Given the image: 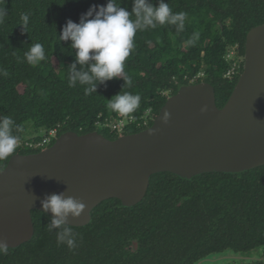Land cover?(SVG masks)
I'll return each mask as SVG.
<instances>
[{"label": "trees", "instance_id": "trees-1", "mask_svg": "<svg viewBox=\"0 0 264 264\" xmlns=\"http://www.w3.org/2000/svg\"><path fill=\"white\" fill-rule=\"evenodd\" d=\"M107 2L0 0L7 13L0 22V115L10 116L21 128L17 149L0 159V171L14 154L43 149L39 144L46 137L24 143L29 124L48 135L58 130L57 138L71 130L98 131L115 139L120 135L109 125L124 118L129 122L123 134L137 133L152 125L178 83H211L223 107L244 68L242 62L239 72L233 71L229 51L236 48L244 57L249 31L264 24V0H166L174 13L187 14L184 29L165 24L138 31L124 67L131 85L122 89L124 81L113 79L85 95L86 86L69 87L74 50L59 34L67 20L79 23L92 5ZM122 6L131 12L132 0H122ZM22 13L29 16L25 29ZM34 43L42 44L46 54L36 65L25 58ZM121 91L141 97L127 115L107 107L108 99ZM33 218L35 238L0 254V264H196L228 249L249 254L264 247V166L243 175L207 173L192 180L168 172L154 175L140 204L124 208L120 200L109 199L94 210L90 225L71 226L74 249L57 243L56 230L48 231V214L33 211Z\"/></svg>", "mask_w": 264, "mask_h": 264}, {"label": "water", "instance_id": "water-1", "mask_svg": "<svg viewBox=\"0 0 264 264\" xmlns=\"http://www.w3.org/2000/svg\"><path fill=\"white\" fill-rule=\"evenodd\" d=\"M243 64L223 107L211 83H178L152 125L140 132L111 139L98 131L69 130L39 152L14 154L0 171V241L12 249L31 242L33 211L46 213L41 201L54 193L87 205L81 218L68 220L70 226L82 228L93 222L94 210L106 200L118 199L124 208L140 204L154 175L168 172L192 180L264 166V24L249 31ZM260 260L255 251L228 249L196 264Z\"/></svg>", "mask_w": 264, "mask_h": 264}, {"label": "clouds", "instance_id": "clouds-1", "mask_svg": "<svg viewBox=\"0 0 264 264\" xmlns=\"http://www.w3.org/2000/svg\"><path fill=\"white\" fill-rule=\"evenodd\" d=\"M66 2V0H65ZM7 15L0 9V22ZM186 13H174L166 0H132V11L122 6L118 0H108L106 5H92L81 15L79 23L67 20L60 41L69 42L74 50V62L69 65L68 84L75 87L77 83L86 86L85 95L97 93L98 86L106 85L113 79H122L124 85H131V79L124 73L125 62L135 47L138 31L155 28L157 25H174L177 31L185 26ZM135 19H132V17ZM23 29L27 26L29 16L21 14ZM45 51L40 43H34L25 58L29 64L36 65L45 59ZM7 75V72H3ZM141 97L130 92H119L111 99L107 107L120 115L132 113L140 104ZM206 107L202 111H206ZM168 114L164 121L167 122ZM19 125L7 115H0V159H6L17 149L20 142ZM42 209L51 213L48 231L56 230L58 244H66L69 249L76 247L75 234L68 223L69 217L81 218L87 205L80 199L66 196L64 193L47 195L42 201ZM9 245L0 241V254L8 253Z\"/></svg>", "mask_w": 264, "mask_h": 264}, {"label": "rangeland", "instance_id": "rangeland-1", "mask_svg": "<svg viewBox=\"0 0 264 264\" xmlns=\"http://www.w3.org/2000/svg\"><path fill=\"white\" fill-rule=\"evenodd\" d=\"M237 49L232 48L229 51L228 59L233 62L234 72L237 74L239 72L240 64L243 62V57H239L236 53ZM204 75L201 74L199 77H203ZM150 113L146 114L145 119H149ZM128 120L121 118L118 121L110 123L109 127L112 130V133H117L121 135V133H124V128L128 124ZM51 133V132H50ZM48 135V131L46 129H36L32 124H29L28 132L25 136L24 143L31 144L35 140L40 138L50 137L51 135ZM261 255V254H260Z\"/></svg>", "mask_w": 264, "mask_h": 264}, {"label": "flooded vegetation", "instance_id": "flooded-vegetation-1", "mask_svg": "<svg viewBox=\"0 0 264 264\" xmlns=\"http://www.w3.org/2000/svg\"><path fill=\"white\" fill-rule=\"evenodd\" d=\"M248 172H250V171H248ZM248 172H245V173H242V174H226V173H221V174H225V175H234V176H236V175H243V174H246V173H248ZM145 199V198H144ZM134 243H137V246H135L134 245ZM133 246H134V249L136 250V251H138V249H139V243L137 242V241H134L133 242ZM137 248V249H136ZM255 252L258 254V257H260L261 258V260H260V262H263L264 261V247H258L256 250H255ZM252 253V252H251ZM251 253H249V254H251ZM261 254V255H260ZM206 257V256H205Z\"/></svg>", "mask_w": 264, "mask_h": 264}, {"label": "built area", "instance_id": "built-area-1", "mask_svg": "<svg viewBox=\"0 0 264 264\" xmlns=\"http://www.w3.org/2000/svg\"><path fill=\"white\" fill-rule=\"evenodd\" d=\"M145 124H147V122H146ZM121 134H123V133H121ZM50 135H51V136L48 137L47 139H45L44 142H42V143L39 144V147H41V148H45V147H47V146H48L53 140H55V139L57 138V136H58V130H53V131H51Z\"/></svg>", "mask_w": 264, "mask_h": 264}]
</instances>
